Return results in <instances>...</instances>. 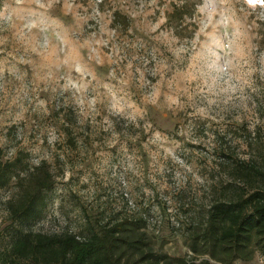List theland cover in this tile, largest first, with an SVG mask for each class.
I'll return each instance as SVG.
<instances>
[{"label": "rangeland", "instance_id": "1", "mask_svg": "<svg viewBox=\"0 0 264 264\" xmlns=\"http://www.w3.org/2000/svg\"><path fill=\"white\" fill-rule=\"evenodd\" d=\"M239 160L264 172V0H0V161L16 165L1 262L21 225L8 207L32 195L25 229L83 237L139 215L188 258L211 203L264 190ZM231 264H264V248Z\"/></svg>", "mask_w": 264, "mask_h": 264}, {"label": "trees", "instance_id": "2", "mask_svg": "<svg viewBox=\"0 0 264 264\" xmlns=\"http://www.w3.org/2000/svg\"><path fill=\"white\" fill-rule=\"evenodd\" d=\"M170 6L173 10L182 5L171 2ZM13 161H0V187L15 177ZM236 164L244 177L264 176L252 160H239ZM37 180L41 182L38 185H44L43 176ZM32 188L34 194L40 189ZM40 205L39 195L27 200L20 196L15 207L9 205L10 218L21 224L10 245L13 256L9 264H231L264 248V190L211 203L203 226L187 236L191 252L188 258L170 256L160 245L154 246L139 215H125L121 219L113 215L103 222L93 219L88 221L83 237L67 231L47 235L23 228L25 222L36 218ZM197 255L207 258L194 262ZM17 258L23 261L14 262Z\"/></svg>", "mask_w": 264, "mask_h": 264}, {"label": "snow or ice", "instance_id": "3", "mask_svg": "<svg viewBox=\"0 0 264 264\" xmlns=\"http://www.w3.org/2000/svg\"><path fill=\"white\" fill-rule=\"evenodd\" d=\"M253 2H254V0H253Z\"/></svg>", "mask_w": 264, "mask_h": 264}]
</instances>
